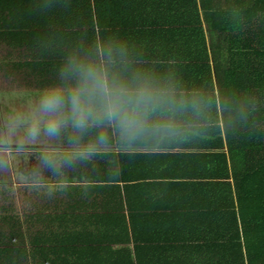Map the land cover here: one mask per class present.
<instances>
[{"label":"trees","instance_id":"1","mask_svg":"<svg viewBox=\"0 0 264 264\" xmlns=\"http://www.w3.org/2000/svg\"><path fill=\"white\" fill-rule=\"evenodd\" d=\"M100 1L0 0L3 89L34 93L37 109L43 91L60 82L70 56L94 55L97 44L110 45L126 75L178 76L156 81L173 89L177 99L201 100V114L177 113L171 132L133 145L113 135L96 146V154L69 161L75 177L53 173L49 180L60 184L54 189L24 187L19 202L9 201L3 190L0 264H139L127 247L138 236V222L129 212L140 201L135 184L146 181L135 172L140 164L150 165L144 158L181 157L186 165L166 185L176 186V194L185 184L186 193L199 196L195 205L203 202L207 210L220 202L225 208L221 237L193 242L190 250L216 254V264H264V0L174 4L170 18L177 16L181 28L176 30H164L157 20L145 27L114 18L104 22ZM141 29L149 43L166 40L175 50L152 61L156 52L135 49ZM148 62L166 69L145 66ZM97 131L90 129L84 144L94 142ZM70 133L68 128L58 139L42 132L41 137L48 149L83 150V144L69 142ZM199 156L206 162L199 163Z\"/></svg>","mask_w":264,"mask_h":264},{"label":"crops","instance_id":"2","mask_svg":"<svg viewBox=\"0 0 264 264\" xmlns=\"http://www.w3.org/2000/svg\"><path fill=\"white\" fill-rule=\"evenodd\" d=\"M196 1L200 6V1ZM99 3H103V10L99 11V16L104 18V22L110 21V18H114L118 22L124 23L141 22V27H145L144 22L157 20L158 24L162 26L164 30H176L181 28L178 26V22H176L177 16L173 19L170 18V16L176 14V11H174V4L183 3L182 6H188L193 4V1L101 0ZM199 13L201 14V11H199ZM183 23L184 26L182 27H186L184 19ZM115 28V30L126 29L124 27ZM145 30L146 29H141V31L137 33L136 40L140 41L141 44L139 47H135V49L156 52L150 54L152 61H160L162 57L167 58L166 51L175 50L174 47H169L166 40L161 39L157 43H149L145 38ZM1 47H3V45L0 44V48ZM116 49L120 48L118 47ZM130 50L131 48L128 46V51ZM162 65L164 64L155 62H148L145 64V66L166 69L163 68ZM171 75H173V77ZM149 76L155 81L165 80L172 82L178 79V76L169 72H151ZM3 80L5 81L4 77L0 74V81ZM2 89L3 87L0 89L1 94L9 93L8 89H6V91ZM32 94L34 95V93ZM35 97L36 95H34V98ZM1 98L3 97L0 96V102H2ZM37 120L40 122L39 119ZM5 126L6 121L3 119L0 110V129ZM32 127H34L33 124H31V128ZM27 128L29 129L24 132H14L18 134V136L16 137L17 144L13 145L12 150L0 149L2 153L15 150H19L21 153L20 148L25 149L22 151L23 153L17 155L14 160L11 158L3 159L1 156L2 154L0 155V162L4 164V173L7 175V180H15L16 176H19L24 179L23 186L27 190L36 186L38 188L37 191L43 192L46 186L50 189H54L60 185L59 183L51 182L53 180L50 177L53 176V173L55 174V178H57L58 175H62V177H75V167L69 168L68 164L70 160L74 161L79 155H82L83 150L48 149L41 135L33 139L29 134L31 129L30 126ZM4 131L3 133L0 130V144L6 146L7 144H11V142L7 143V140H11L14 133L7 131L5 128ZM198 135L200 136V142L202 139L201 130ZM43 145L46 147L39 148L43 147ZM30 146L33 148L37 147L38 149L32 148L29 150ZM6 148L10 147L8 146ZM198 152L201 154V151ZM45 157L54 161L55 167H45L43 164V158ZM185 159L186 158L182 157L181 159L155 158V160L144 158L142 161L149 162L150 165L140 164V169L135 172L138 178H145L143 180L146 181H138L135 184V191L137 193L136 198L140 201L135 207L132 206L129 212L134 213L135 217L133 216V218L138 222L136 226L138 236L135 240H130L127 247L130 249L131 257L135 260L137 259L139 264H216L218 262V256H216V254L204 255L201 249L198 252H192L190 248L194 246L193 242H206L210 240L209 237L215 239L221 237L222 231L218 226H222L225 221L224 204L222 202L214 203L215 205L207 210L203 202L195 205L196 199L199 203V196L193 191L186 193L183 190L186 186L185 184L182 183L181 185L182 192L176 194V186L172 185L174 187L172 188L166 185L167 182H170L166 180L176 177L178 172H182V169L186 165ZM157 161L158 163L162 161L167 165L160 167L157 165ZM197 161L203 164L206 162V158L199 156ZM11 162H13V164H11ZM155 162L156 164L154 165ZM10 172L13 174L11 178L8 175ZM202 173L205 177L208 173V169L204 172L202 171ZM170 184H172V182ZM227 216L229 215H226V217Z\"/></svg>","mask_w":264,"mask_h":264},{"label":"clouds","instance_id":"3","mask_svg":"<svg viewBox=\"0 0 264 264\" xmlns=\"http://www.w3.org/2000/svg\"><path fill=\"white\" fill-rule=\"evenodd\" d=\"M117 53L108 45L97 44L94 55L70 56L61 70L60 82L43 91L39 98L37 119L44 126H34L29 134L58 139L70 128L69 142L83 144L84 155L96 154V146L107 144L115 135L133 145L148 138L171 132L177 113L191 110L201 114L198 98L177 99L173 89L149 75L118 70ZM90 129H97L94 142L84 144ZM45 167L55 162L43 158Z\"/></svg>","mask_w":264,"mask_h":264},{"label":"rangeland","instance_id":"4","mask_svg":"<svg viewBox=\"0 0 264 264\" xmlns=\"http://www.w3.org/2000/svg\"><path fill=\"white\" fill-rule=\"evenodd\" d=\"M0 83L3 86H6L4 81H0ZM6 91L5 89H2ZM1 91V90H0ZM7 94H1L3 98H1L2 102L1 104V112L3 115V119L6 121V126L3 127L7 131L10 132H24L28 130V126L31 128V124L33 126H39V121L37 120V109L34 106L35 103V98L32 92H29L24 89L20 90H11L8 89ZM3 95H8V96H3ZM4 107V108H3ZM40 120V119H39ZM38 121V122H37ZM37 123V124H36ZM33 147L30 146L29 150H31ZM39 148H44L39 147ZM21 149L22 151L25 149ZM33 149H38L37 147ZM28 150V149H27ZM19 150L11 151V152H0V155L2 156L3 159H9L11 158L14 160L16 159V156L21 154ZM15 155V157H14ZM4 156V157H3ZM13 164V162H11ZM9 177H12V173H8ZM23 180L21 177L16 176L15 180H7V175L4 173V164L0 162V194L4 192L3 190L7 191V197L9 201H17L19 202L20 200H23L24 196V191L25 189L23 186ZM27 191V190H26ZM6 197L5 195L1 196V198Z\"/></svg>","mask_w":264,"mask_h":264},{"label":"flooded vegetation","instance_id":"5","mask_svg":"<svg viewBox=\"0 0 264 264\" xmlns=\"http://www.w3.org/2000/svg\"><path fill=\"white\" fill-rule=\"evenodd\" d=\"M1 87H3V85L0 83V89H1ZM1 130V132H5L4 131V128H2V129H0ZM8 134V133H7ZM18 136V134H16V133H14L13 135H12V139L11 140H7V143L8 142H11V144H7V143H5V144H7L6 146L5 145H1L0 144V149H11L12 150V148H13V145H16L17 143V141H16V137ZM11 137V136H10ZM10 147V148H6V147Z\"/></svg>","mask_w":264,"mask_h":264}]
</instances>
